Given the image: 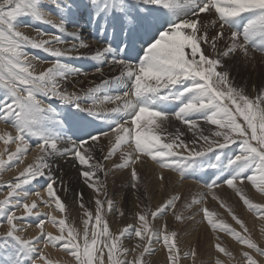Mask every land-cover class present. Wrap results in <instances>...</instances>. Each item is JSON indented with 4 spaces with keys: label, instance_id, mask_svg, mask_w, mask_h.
Segmentation results:
<instances>
[{
    "label": "snow or ice",
    "instance_id": "1",
    "mask_svg": "<svg viewBox=\"0 0 264 264\" xmlns=\"http://www.w3.org/2000/svg\"><path fill=\"white\" fill-rule=\"evenodd\" d=\"M51 5L58 10V22L48 19L44 0H0V122L14 129V133L0 131V142L6 146L0 151V173L23 163L30 147L40 152L18 176L0 184V190H7L0 200V223L8 226L0 236V252H3L0 264H37L38 261L54 264L43 251L50 245L62 249L75 264H150L147 257L155 254V244H161L166 251V264H180L178 233L169 231L166 222L159 227L152 223L174 209L180 195H171L155 210L144 205L135 214L137 224L114 232L106 218V213L114 207V201L106 197L107 173L92 152L101 137L113 132L114 142L103 160H110L122 146L131 148L114 167L130 170L132 189L138 192L143 186L136 165L142 164L145 158L159 167L157 179L161 185L166 183L165 171L178 172L183 182L191 174L189 170L198 164L197 158L205 156L206 152L190 148L189 143L180 138L182 133L164 142L161 133L170 116L194 132L192 145L204 141L224 149L237 144L239 151L227 158L220 169H227L228 175L223 180L217 175L206 186L211 190L224 184L234 189L243 204L264 219V204L254 203L237 186L249 181L255 190L264 193V89L250 96L234 85L226 67L227 59L238 51L246 59L251 58L252 52L264 54V0H80L79 3L77 0H51ZM202 13L215 16L211 21L213 26L218 25L214 35L210 36L208 25L201 22ZM85 15L90 25H99L101 33L111 30V36L104 38L106 46L91 58L102 65L111 56L123 70L117 77L102 81L103 87L90 88L81 96L62 87L68 77L78 74L77 69L62 62L67 52L51 47L53 43H64L62 37L36 40L18 28L23 17L48 23L60 33L67 32L72 24L76 31L68 35L79 44H73L68 50L71 52L78 47H88L81 38L83 25L75 19ZM225 26L232 29L228 37L231 43L215 55L205 54L202 45H210L215 52L217 40L224 38ZM28 47L42 49L56 59L50 67L37 73L26 51ZM96 71L102 68L97 66ZM129 82L128 91L109 94L113 85L128 87ZM41 97H58L88 117L114 118V123L108 131L89 133L85 138L66 125L57 110L45 105ZM114 101H122V106L106 114L94 111L93 107H82V103L96 105ZM169 102H178L174 111L166 107ZM197 119L216 126L212 135L223 142L204 135ZM29 138H36L37 143L30 145ZM10 144L15 145L14 151L9 149ZM207 151L213 149L209 147ZM57 155L75 159L81 167L84 184L94 192V208L85 205L83 192L77 193L79 207L83 210L82 231L68 223V207L54 187L56 180L49 160ZM97 173H103L105 179ZM41 178L47 180V199L39 191L27 190L28 185ZM33 194L44 206H54L61 216L41 213L37 200L29 203ZM213 198L219 199L214 192ZM136 199L143 203L139 196ZM221 206L226 207L222 201ZM228 211L243 233H248L244 221L231 209ZM17 212L22 214L17 215ZM119 215L123 216V211ZM31 216L39 217V235L24 238L18 233L26 229L19 222ZM215 216L216 213L207 207L202 209V218L211 230L227 233L249 249L240 252L245 264H260L252 253L264 257V247L254 242L250 235H244L224 221H217ZM183 219L180 214L175 215V220ZM46 222L55 226L59 234L45 231ZM125 239L136 240L134 247H125ZM220 239L217 235L216 240ZM214 247L234 259L233 253L221 243ZM184 255L185 258L190 256L194 264L197 256L194 249ZM215 264L224 262L217 258Z\"/></svg>",
    "mask_w": 264,
    "mask_h": 264
},
{
    "label": "rangeland",
    "instance_id": "2",
    "mask_svg": "<svg viewBox=\"0 0 264 264\" xmlns=\"http://www.w3.org/2000/svg\"><path fill=\"white\" fill-rule=\"evenodd\" d=\"M77 2L79 3L80 0H77ZM44 5H45V10L49 13L48 19L58 22L60 19L59 14H57L58 16L56 17L52 16L53 10L56 11V13H58V10L52 7L51 0H44ZM247 15L248 14H244L245 17ZM75 19L79 22V24H81V21L83 19L84 21H86L85 24L86 32H82L83 35L86 34L85 37H83V42L84 39H87L90 42H92L91 45L90 42H86L88 48L87 47L85 48L87 50L84 47L83 48L78 47L77 48L78 50L68 52V50L71 49L73 44H77V45L79 44V41L73 40L72 37L68 35L69 32L76 31V27L73 26L72 24H69L67 32L60 33L57 31V29L54 26L48 23L36 21L31 17H23L20 18L19 20L21 26L18 28V30L36 40H47V39L51 40L54 36L62 37L64 43H53L51 47L58 48L62 51H66L67 55L61 58L62 62L67 63L78 70V74L68 77L67 81L63 83L62 87L64 90H67L69 92H76L78 90L77 93L83 96L87 92V90L90 89V85L102 87L103 86L101 84L102 81L110 80L111 78L117 77L123 69L121 68L120 65L112 61L111 56H109L102 65L100 64L99 61L93 60L91 58L97 50L102 49L103 47L106 46L104 43V38L105 36L108 37L111 36V30H109L108 33H101L99 30V25L96 23H92L90 25L88 23V19L86 15L83 18L77 16ZM200 19L202 23L208 25L209 35L210 36L214 35L215 32L218 30V25L213 26L211 24V21L215 19V16L210 15L208 13H202ZM227 29L230 30L231 28L225 26L223 30L224 38L217 40L215 52H213L210 45L208 44L202 45L205 54L215 55L216 53L225 50L226 45H229L231 43V41L228 39V37L230 36V32L227 31ZM26 51L28 52L31 63L32 65H34L35 71L37 73L50 67L52 62L56 59L49 52H45L42 49H35L28 47ZM238 53L240 54L239 51ZM254 53L260 55L261 58L259 60V58L253 55L252 52L251 58L247 59V62H249L250 65L249 64L247 65L243 60H233L235 55L231 56L226 61V67L230 71V79L233 81L234 85L239 88H243L245 92L248 93L250 96H254L257 94L259 90L264 89V57H263L264 54L262 55L259 52H254ZM240 57L244 59V57H242L241 54ZM95 66H100L101 68L104 67L105 69L102 68V71L97 72L96 71L97 67ZM108 66H110V68ZM85 77L87 78L84 79ZM88 77L90 78L88 79ZM81 83L83 84V86ZM114 86L115 85H113L112 88H114L115 90L109 91L110 95L112 94L115 95L122 92L121 86H115V87ZM41 99L44 101V104L47 105L45 102V98L41 97ZM56 99L59 100L58 97ZM90 103L91 102L85 103L84 107L87 108L91 106L93 107L94 111L102 114L109 113L111 109L116 108L118 106H122V101L99 103L101 107L98 106L99 104H96L97 106L95 105L94 107V105L92 106ZM104 105H106V107H104ZM51 106L53 107L54 105ZM63 106L64 107L67 106V108H64ZM177 106H178V102H169L166 105V107L170 111H174L177 108ZM59 107L60 105L57 106L55 109L62 118H65L64 119L65 124L70 125L73 130L77 131L78 135L83 137L85 136V138H87L89 133L98 134L100 131H108L111 124L114 123V118H109L107 119L108 120L107 121L103 118V116L100 117L101 119L88 117L86 116L85 113L80 112L77 109H74V107H72L69 104L62 105L61 106V108H63L62 110ZM69 107L70 110H68ZM99 108H102L103 110L106 111H103L102 109L100 110ZM197 123L199 124L200 128L203 129L204 135L211 136L212 140H220V142H223L221 138L212 135V133L216 130V126L210 125L204 122L202 119H197ZM0 126H1L0 131L3 130H10L12 132L14 131V129H12L9 125L4 124L2 122H0ZM125 126H129V125L126 124ZM178 133L183 134L180 138L185 142H188L190 148L194 147L196 150H202L206 152L205 156L197 158L198 164L194 167V169L189 170L191 174L187 177L188 179L183 180V181H187V183L190 182L191 180V182L189 183L190 186L188 184H187L188 186L177 185V183L178 184L180 183V178H179L180 174L178 172H171V171H165V175L166 173H168V175H166L167 178L166 183L161 185V183L156 179L160 172L159 167L150 158L148 159L145 158L146 160H150V161L144 160L145 162H143L142 164L136 165L137 171L140 174L143 183V186L140 187L139 191L137 192L131 187V183L133 181L131 180L130 170L129 169L121 170V169H116L114 167L115 164L121 162V157L123 153L131 151V148H129L128 146H122V152L118 151L115 154L116 156L114 155L110 160H106V161L103 160V156L107 154L109 148L111 147L110 146L111 143L114 142L113 138L115 139V133L113 132H109V135L107 137H101L98 146L96 145L93 146L92 152L95 156V159L103 163L104 171L107 173L106 197L114 201V207L112 211L106 213V218L109 222V226L111 230L115 232L122 229L126 225L137 224L138 221L136 220L135 214L140 208H143L144 205H148L153 210H155V208L158 205H160L162 202L170 198L171 195L179 194L181 199L177 202L175 208L166 211V213L163 216H158L154 221H152V223L154 227H159L160 225L166 222L169 231H176L178 233L177 242L181 249L180 264H193L192 258L190 256L185 258L184 255L185 253H188L190 250L193 249L197 252V256L194 264H215L217 258L222 260L224 264H245L243 257L240 255V252L242 250L248 251L249 249H247L246 246L241 245L240 242H238L235 238L228 235L227 233L211 230L210 226L207 224L206 219L202 218V209L204 207H207L210 211L216 213V216L214 218L217 221H224L225 223L230 224L237 231L243 233V230L241 229L240 225L237 224L232 219V214H230L228 211V209H231L232 213H234L241 220H243L245 226L249 229L248 233H243V234L250 235L251 239L254 242L258 243L261 247H264V219L259 218L254 211L249 210L247 206L244 205L243 202L240 200L239 195L235 192L234 189H230L224 184H221L219 188L216 187L218 189L214 188L211 190L206 186L210 182V180L215 179L217 175L220 176L221 180H223V178L228 175V171L225 172L226 169L224 171L220 170L225 164L222 163V159H223L222 156L225 155L227 156L229 153L231 155L230 157L234 156L239 151L237 144H230L228 147L224 149L218 148L214 143H205L204 141H199L198 144L192 145L191 141L194 137V132L189 129L188 125H185L182 121L176 120L174 116H170L169 120L165 122V124L163 125V131L161 133L162 139L164 140V142H169ZM69 134L71 135V132ZM110 139L112 140L110 141L111 143L109 142ZM202 142H203V146L201 145ZM2 143L3 142L0 143V148H2V150L0 149L1 151H3L4 148L6 147L4 144L3 147L1 145ZM36 143H37L36 138H29L30 145H35ZM8 147L11 151L15 150V145H10ZM209 147H211L213 151L208 152L207 149ZM33 149L32 147H30L29 154L33 152ZM100 149H103V152H101ZM119 152H121L122 154ZM215 153H217L216 155L217 157H219V159H217ZM38 155H40V152ZM37 156L34 157L32 156V158L29 161H25L24 159V162L21 163L23 165L19 164L17 167L12 168L10 171L6 170L0 173V184L12 180L16 176H18L19 172L22 171L27 164L33 163L36 160ZM70 157L71 156L63 157L62 155H57L54 158L52 157L51 158L52 160L50 159L49 163L51 164L52 175L56 180V184L54 185V187L56 188L57 194L62 198V200L65 202V204L68 207V212L66 213V215H68V223L70 225H73L81 229L82 231L81 217L83 215V210L79 207L80 201L77 198V193L83 192L85 205L90 206L92 208H94L93 201L95 197L93 190L84 184L83 178L80 176L81 167L78 165V162L75 161V159H73L72 157H71L72 160H70ZM151 163L153 165H151ZM201 163L203 165H201ZM148 164H150V166ZM213 164L216 165L215 168L212 167ZM199 166H201L202 168L200 169ZM97 175L100 176L101 179H105L103 173H97ZM113 176L115 177L113 178ZM173 177L176 179H174ZM111 178L112 180H110ZM41 180H44L43 181L45 184L44 188H46L47 180L41 178L37 181H41ZM37 181H34L30 185H28L27 190L32 193L39 191L35 189V185H36L35 183ZM193 181L194 182L196 181L197 184H195ZM78 183L81 185L79 186ZM191 183L192 184L194 183L195 186H193L194 184L191 186ZM83 186L85 187V189L83 188ZM180 186H182L184 189H182V187ZM237 186L241 189L242 193L246 195L249 199H251L254 203L264 204V193H259L257 190H255L254 186L249 181H245L243 184L238 183ZM186 188L187 190H185ZM189 190L191 191L189 192ZM213 192L215 193V196L218 197L219 199L213 198ZM5 193L7 194L6 189L0 190V200H2L4 196H6ZM45 194L46 193H42L41 196L47 199V194L46 195ZM182 195H184L185 197ZM137 196L140 197V201H142L143 203L137 201L136 199ZM190 199H192L193 201L203 200L204 202L193 203V201ZM31 200H37V203L39 205V211L41 213L53 212L51 214L57 215L58 217L61 216V214L54 208V206L53 207L44 206L43 204L40 203V199L34 194L31 196L29 203L31 202ZM221 201L224 203V205H226V207L222 208ZM120 211H123L124 213L123 216L119 215ZM21 214H22L21 212H17V215H21ZM176 214H180L182 217H184V219L182 221L175 220ZM189 217L192 218L189 219ZM38 219L39 217L31 216L23 220L22 222H19L21 223V226L26 229V231L20 232L18 234L24 238H31L38 236L39 235V229L37 227ZM0 220H2V218H0ZM47 225L51 226V230L50 228L49 229L47 228L48 227ZM33 226H35L36 228ZM7 227L8 226L6 223H0V236H2L6 232ZM46 229H48L47 230L48 232L51 231L53 234H59L58 229L49 222L45 223V231ZM217 235L221 237L220 241L216 240ZM218 242L221 243L222 246H225L230 252L233 253L234 259L229 258L228 256L222 253H219L215 249L214 245ZM123 243L125 247H134L136 240L125 239ZM50 247L51 245L47 248V251L46 249L43 250L44 253L46 252L45 255L54 261V264H75L72 258L62 249L53 248V247L50 248ZM154 247L156 248L155 254L150 257H147V259L150 261V264H154V263L166 264V251L164 250L163 246L161 244H155ZM252 254L260 261V264H264V257L257 256L255 252H253ZM0 256H3V252H0ZM37 264H40V262L38 261Z\"/></svg>",
    "mask_w": 264,
    "mask_h": 264
},
{
    "label": "bare ground",
    "instance_id": "3",
    "mask_svg": "<svg viewBox=\"0 0 264 264\" xmlns=\"http://www.w3.org/2000/svg\"><path fill=\"white\" fill-rule=\"evenodd\" d=\"M58 13H56V11H54L53 10V17H56V16H58L57 15ZM58 18V17H57ZM81 25V24H80ZM71 26V25H70ZM71 29V28H70ZM75 29V28H74ZM24 31H25V29H24ZM68 31V30H67ZM227 31H229L230 33H231V29L229 30V29H227ZM83 32H84V30H83ZM71 37V36H70ZM82 40H83V37H85V35H83L82 34ZM88 38V37H87ZM48 40V39H47ZM84 42L86 43V42H90L89 40H87V39H84ZM91 43L92 42H90V45H91ZM87 44V43H86ZM89 44V43H88ZM92 47V46H91ZM91 47H89V48H91ZM95 47V46H94ZM85 48V47H84ZM88 48V47H87ZM96 48V47H95ZM86 49V48H85ZM78 50V49H77ZM87 50V49H86ZM94 50V49H93ZM83 51V50H82ZM251 51V50H250ZM74 54V53H73ZM77 54V53H76ZM253 55H255L256 57H258L259 58V60H260V55H258V54H256V53H254L253 52ZM263 55V54H262ZM254 57V56H253ZM252 57V58H253ZM256 57H255V59H256ZM263 57H264V55H263ZM88 58V57H87ZM86 59V58H85ZM245 59V58H244ZM243 58H241L240 57V54L237 52L236 54H235V56H234V58H233V60H243V61H245V63L248 65H250V63L249 62H247V59H245L244 60ZM249 61V60H248ZM254 61V60H253ZM256 63V62H255ZM263 65V64H262ZM51 66V65H50ZM111 66V65H110ZM110 66H108L109 68H110ZM113 66V65H112ZM95 67H97V66H95ZM93 68H94V66H93ZM102 68H104V67H102ZM105 69V68H104ZM117 70V69H116ZM107 71V70H106ZM109 72V71H108ZM245 72V71H244ZM247 72V71H246ZM103 73H104V71H103ZM82 74H84V73H82ZM88 74V73H87ZM95 74H96V72H95ZM111 74V73H110ZM255 77V76H254ZM87 77H85L84 79H86ZM90 77H88V79H89ZM98 78H99V76H98ZM256 78H257V76H256ZM101 79V78H100ZM251 80V79H250ZM255 80V79H254ZM239 81V80H238ZM253 81V80H252ZM66 82V81H65ZM80 82V81H79ZM81 82H82V80H81ZM92 82V81H91ZM82 84V83H81ZM102 84V83H101ZM255 84V83H254ZM82 86H83V84H82ZM87 86V85H86ZM89 86V85H88ZM93 87H96L95 85H90V88H93ZM103 87V86H102ZM113 87V86H112ZM110 88L111 90H109V91H114L115 89L114 88ZM115 87V86H114ZM129 87H130V82H129V85H128V87H124V86H122V92L121 93H119V94H122L123 92H125V91H128L129 90ZM78 88V87H77ZM76 88V89H77ZM118 89V88H117ZM73 90H74V88H73ZM76 92H78V90L76 91ZM110 94V93H109ZM112 94V93H111ZM253 94V93H252ZM112 95H114V94H112ZM115 95H117V94H115ZM57 98V97H56ZM56 98H45V102H46V104L47 105H54L53 107L54 108H56L57 106H59L60 105V107L59 108H61V106L63 105V101L61 102V100L59 99V100H57ZM91 104V103H90ZM90 104H88V105H90ZM109 104V103H108ZM112 104V103H111ZM111 104H110V106H111ZM84 105H85V103H82V107H84ZM87 105V106H88ZM92 106H93V104H91ZM97 106V105H96ZM98 106H100V104L98 105ZM102 106H103V104H102ZM64 107V106H63ZM91 107V106H90ZM94 107H95V105H94ZM101 107V106H100ZM104 107H106V105H104ZM103 107V108H104ZM64 108H67V106L66 107H64ZM97 108V107H96ZM63 108H61V110H62ZM75 109V108H74ZM74 109H73V111H74ZM100 110L102 109V108H99ZM64 110H67V109H64ZM68 110H70V107L68 108ZM103 110V109H102ZM103 111H106V110H103ZM62 112V111H61ZM66 114V113H65ZM65 119V118H64ZM101 119V118H100ZM68 120V119H67ZM108 121V120H107ZM1 127V126H0ZM6 129V128H5ZM8 131H10V130H8ZM190 132V131H189ZM13 133H14V131H13ZM191 134V133H190ZM84 135H86V134H84ZM114 136V135H113ZM85 137V136H84ZM113 140H114V138H113ZM110 141H112L111 139L109 140V142ZM1 143V142H0ZM91 143V142H90ZM111 143V142H110ZM109 143V144H110ZM2 146H3V143L1 144ZM11 145V144H10ZM9 145V146H10ZM200 145V144H199ZM202 146H203V142H202V144H201ZM200 145V146H201ZM111 146V145H110ZM4 147V146H3ZM11 148V147H10ZM1 150H2V148H0ZM33 149V148H32ZM0 150V151H1ZM121 152H122V150H121ZM121 152H119V153H121ZM39 154V149H33V152H31L30 154L28 153L27 155H26V157H25V161H29L31 158H32V156L34 157V156H37ZM122 154V153H121ZM217 153H215V155H216ZM116 156V155H115ZM213 156V155H212ZM211 156V157H212ZM231 155H230V153L226 156H222V163H226V160H227V158H229ZM64 157V156H63ZM119 157H120V155H119ZM216 157H217V155H216ZM54 158V157H53ZM34 159V158H33ZM148 159V158H147ZM52 160V159H51ZM55 160V159H54ZM70 160H72L71 159V157H70ZM117 160H118V158H117ZM145 161H150V160H146V159H144ZM76 161V160H75ZM144 161V162H145ZM64 162V161H63ZM66 162V161H65ZM113 162V161H112ZM119 162V161H118ZM27 163V162H26ZM105 163V162H104ZM116 163V162H115ZM147 163V162H146ZM55 164V163H54ZM61 164V163H60ZM65 164V163H64ZM63 164V165H64ZM21 165H23V164H21ZM20 165V166H21ZM112 165V164H111ZM149 166H150V164H148ZM151 165H153L152 163H151ZM201 165H203L202 163H201ZM62 166V165H61ZM113 166V165H112ZM53 167V166H52ZM58 167H60V166H58ZM200 167V169L202 168L201 166H199ZM110 168V167H109ZM153 169V168H152ZM151 169V170H152ZM70 170H71V168H70ZM81 170V169H80ZM122 170V169H121ZM154 170V169H153ZM10 171V170H9ZM228 170L226 169L225 170V172H227ZM117 172V171H116ZM120 172H123V171H120ZM67 173V172H66ZM78 174V173H77ZM116 174V173H115ZM125 174V173H124ZM205 174V173H204ZM56 175H59V174H56ZM166 175H168V173H166ZM165 175V176H166ZM194 176V175H193ZM60 177V176H59ZM65 177V176H64ZM115 176H113V178H114ZM176 177V176H175ZM192 177V176H191ZM191 177H190V179H191ZM196 177V176H195ZM156 178V177H155ZM174 178V177H173ZM180 178V177H179ZM69 179V178H68ZM151 179V178H150ZM157 179V178H156ZM174 179H176V178H174ZM188 179V178H187ZM187 179H185V180H187ZM193 179V178H192ZM197 179H199V178H197ZM76 180V179H75ZM110 180H112V178L110 179ZM158 180V179H157ZM195 180V179H194ZM44 180H41V181H37L35 184V189H37V190H39V192H42V193H46L47 194V192H46V188H44V182H43ZM68 181V180H67ZM147 181V180H146ZM177 182V181H176ZM190 182H191V180H190ZM190 182H188L187 183V181H183V182H180L179 184L177 183V185H189V183ZM194 182V181H193ZM47 183V182H46ZM195 184H197L196 183V181L194 182ZM193 183V184H194ZM192 183H191V186L193 185ZM195 184L193 185V186H195ZM59 185V184H58ZM78 185L80 186L81 184H79L78 183ZM154 185V184H153ZM187 185V186H188ZM203 185H204V182H203ZM190 186V185H189ZM61 187V186H60ZM82 187V186H81ZM180 187H182V186H180ZM83 188L85 189V187L83 186ZM192 188V187H191ZM219 188V187H218ZM218 188H216V189H218ZM83 189V190H84ZM182 189H184L183 187H182ZM207 189V188H206ZM205 189V190H206ZM179 190V189H178ZM185 190H187V188L185 189ZM243 190V189H242ZM154 191V190H153ZM155 191H157V190H155ZM159 191V190H158ZM174 191V190H173ZM191 190H189V192H190ZM225 191V190H224ZM128 192V191H127ZM178 192V191H177ZM194 192V191H193ZM244 192V191H243ZM41 193V194H42ZM64 193V192H63ZM158 193V192H157ZM6 194V193H5ZM45 194V195H46ZM138 194V193H137ZM183 194V193H182ZM230 194V193H229ZM44 195V194H43ZM182 196H184V195H182ZM187 196V195H186ZM191 196V195H190ZM185 197V196H184ZM192 197V196H191ZM231 197V196H230ZM66 198V197H65ZM153 198H154V196H153ZM131 200H132V198H131ZM190 200H192V199H190ZM193 201V200H192ZM155 202V201H154ZM80 203V202H79ZM188 203V202H187ZM208 203V202H207ZM209 204V203H208ZM207 204V205H208ZM205 205V204H204ZM234 205V204H233ZM195 206V205H194ZM210 206V205H209ZM223 208V207H222ZM196 209V208H195ZM199 210V209H198ZM224 211V210H223ZM56 212V211H55ZM225 212V211H224ZM51 213H53V212H51ZM225 216V215H224ZM229 216V215H228ZM227 217V216H226ZM225 217V218H226ZM50 223V222H49ZM261 223V222H260ZM48 226V225H47ZM32 227V226H31ZM30 227V228H31ZM33 227H35V226H33ZM253 227H254V224H253ZM256 227V226H255ZM36 228V227H35ZM48 229L50 228V230H51V226H48L47 227ZM196 228V227H195ZM195 228H193V229H195ZM48 229H46V231L48 230ZM260 229V228H259ZM51 232V231H50ZM55 232V231H54ZM200 232H201V230H200ZM259 232V231H258ZM220 235V234H219ZM201 239V238H200ZM205 241V240H204ZM211 241V240H210ZM206 242H208V241H206ZM196 245V244H195ZM210 245H211V243H210ZM225 247V246H224ZM51 248V247H50ZM213 250V249H212ZM44 251V250H43ZM46 251H47V249H46ZM49 251V250H48ZM46 253V252H45ZM57 258V257H56ZM198 261V260H197ZM155 264V263H154Z\"/></svg>",
    "mask_w": 264,
    "mask_h": 264
}]
</instances>
